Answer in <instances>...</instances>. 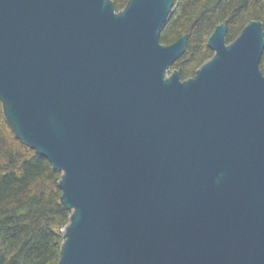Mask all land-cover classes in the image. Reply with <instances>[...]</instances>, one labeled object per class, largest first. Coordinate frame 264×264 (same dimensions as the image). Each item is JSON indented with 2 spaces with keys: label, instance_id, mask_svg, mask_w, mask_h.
I'll use <instances>...</instances> for the list:
<instances>
[{
  "label": "water",
  "instance_id": "1",
  "mask_svg": "<svg viewBox=\"0 0 264 264\" xmlns=\"http://www.w3.org/2000/svg\"><path fill=\"white\" fill-rule=\"evenodd\" d=\"M174 0H0V103L60 172L57 264H264L263 23L181 79Z\"/></svg>",
  "mask_w": 264,
  "mask_h": 264
},
{
  "label": "trees",
  "instance_id": "2",
  "mask_svg": "<svg viewBox=\"0 0 264 264\" xmlns=\"http://www.w3.org/2000/svg\"><path fill=\"white\" fill-rule=\"evenodd\" d=\"M112 1L116 10L127 2ZM224 20L226 42L250 20L264 29V0H174L160 41L170 44L188 33L185 51L171 67L181 79L212 56L206 41ZM260 67L264 73V50ZM59 177L48 159L15 137L0 103V264H57L70 214L59 202Z\"/></svg>",
  "mask_w": 264,
  "mask_h": 264
},
{
  "label": "rangeland",
  "instance_id": "3",
  "mask_svg": "<svg viewBox=\"0 0 264 264\" xmlns=\"http://www.w3.org/2000/svg\"><path fill=\"white\" fill-rule=\"evenodd\" d=\"M172 70V68L171 69H169V71L168 72H170Z\"/></svg>",
  "mask_w": 264,
  "mask_h": 264
}]
</instances>
